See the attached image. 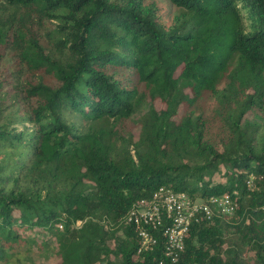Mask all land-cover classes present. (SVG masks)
Masks as SVG:
<instances>
[{
	"label": "trees",
	"instance_id": "trees-1",
	"mask_svg": "<svg viewBox=\"0 0 264 264\" xmlns=\"http://www.w3.org/2000/svg\"><path fill=\"white\" fill-rule=\"evenodd\" d=\"M251 114L264 117V0H0V264L23 246L55 264L166 259L161 233L138 253L127 221L162 185L237 191L235 215L193 225L177 264H264Z\"/></svg>",
	"mask_w": 264,
	"mask_h": 264
},
{
	"label": "built area",
	"instance_id": "built-area-1",
	"mask_svg": "<svg viewBox=\"0 0 264 264\" xmlns=\"http://www.w3.org/2000/svg\"><path fill=\"white\" fill-rule=\"evenodd\" d=\"M236 194L233 191L194 197L185 191L160 186L151 197L138 200L127 216L141 239L138 253L152 250L157 244V234L161 233L166 240V259L155 264L179 263L192 226L235 215Z\"/></svg>",
	"mask_w": 264,
	"mask_h": 264
},
{
	"label": "rangeland",
	"instance_id": "rangeland-1",
	"mask_svg": "<svg viewBox=\"0 0 264 264\" xmlns=\"http://www.w3.org/2000/svg\"><path fill=\"white\" fill-rule=\"evenodd\" d=\"M166 10L169 11V15H167V17L171 19L172 16L174 15L175 8L172 5H166ZM146 111H147V106L146 104H143L142 108L135 114L134 119L139 121L143 117V115L146 113ZM249 118L251 119L252 123L260 124L264 122V117L260 116L259 114H251ZM139 132H140L139 126L135 127L132 130V133L135 139L138 138ZM214 176L218 177V174H215ZM79 224L80 222H78V225ZM31 235H34V233H31ZM42 239H43L42 236L37 235L38 243H41ZM25 248L26 247L23 246L18 249L19 252L17 253L15 252L16 255L12 258V260L16 262L17 264H19L20 261H21V264H55L60 260V258L57 257L55 254H53V252L51 251L46 252L44 248L39 251L38 246H35L33 247L31 254H24ZM17 255L20 256L21 258L19 257L18 259ZM26 257H31L32 260H27Z\"/></svg>",
	"mask_w": 264,
	"mask_h": 264
}]
</instances>
